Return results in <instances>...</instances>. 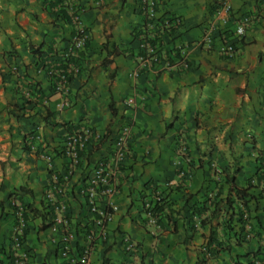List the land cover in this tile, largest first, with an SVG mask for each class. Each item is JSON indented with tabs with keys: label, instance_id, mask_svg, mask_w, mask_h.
I'll return each instance as SVG.
<instances>
[{
	"label": "crops",
	"instance_id": "0c3cea01",
	"mask_svg": "<svg viewBox=\"0 0 264 264\" xmlns=\"http://www.w3.org/2000/svg\"><path fill=\"white\" fill-rule=\"evenodd\" d=\"M219 1L154 0L158 23L166 16L177 22L161 37L164 63L133 80L147 28L138 0H0V264L12 258L19 208L28 264H70L61 250L66 230L75 259L91 247L89 264H232L264 250V0H231L217 21ZM77 27L86 38L78 71L59 89L38 67L62 63ZM227 42L235 53L226 52ZM134 94L143 105L126 106ZM65 98L70 105L62 107ZM127 116L131 153L118 190L106 197L97 189L91 197L99 208H113L102 227L81 190L107 162ZM81 126L93 135L66 174L64 138ZM33 136L49 162L30 151ZM52 174L66 192L51 202L45 195ZM233 174L235 185H252L245 208L230 192ZM43 204H52L53 218L37 216ZM127 240L137 247L132 253Z\"/></svg>",
	"mask_w": 264,
	"mask_h": 264
},
{
	"label": "built area",
	"instance_id": "2783aa9c",
	"mask_svg": "<svg viewBox=\"0 0 264 264\" xmlns=\"http://www.w3.org/2000/svg\"><path fill=\"white\" fill-rule=\"evenodd\" d=\"M139 9L142 12L143 17L145 18L147 28H144L143 33L139 36L140 42V55L137 58L136 68L130 71V77L133 80L142 74L143 71H148L152 69L154 65L164 63L165 54L162 51L161 37L164 34H167L172 27L176 25L177 19L172 16H166L164 19L158 23L154 17V0H138ZM231 8V0H220L216 5L215 9V20L223 21L228 15ZM79 19L77 14L73 19L75 26H78ZM247 24L246 19L240 22L236 28V34L241 36L244 33L245 25ZM159 25V28L156 26ZM215 23L212 22L204 39L210 40L211 31L215 28ZM146 29H151V33H146ZM86 43V38L79 27L76 28L75 34L72 37L70 44L68 46L66 54L62 57L63 61L60 64H52L50 62H44L41 66L38 67L39 72L45 73L54 85L59 89H67L68 84L75 77L77 73V68L75 66L76 60L79 57V51L84 48ZM225 50L227 53H235L234 45L232 42H227L225 44ZM144 98L140 97V100H136V94L126 97L124 104L128 107L143 105ZM70 105V100L68 98L63 99L62 107H67ZM132 126L133 119L131 116H127L123 123L120 125L117 134L114 138V149L111 155L108 157L106 163H101L92 173L90 178L86 183V188L81 190V194L86 196L89 199L91 205V211L95 213L97 217V222L104 227L106 222L111 217L113 208L111 206H106L104 208H99L91 197L97 193V189H100V193L106 197L113 195L118 190V180L117 176L120 173V170L125 162L127 156L131 153V138H132ZM93 135L92 129L89 126H81L79 128H71L67 131L64 138V146L62 152L69 157V163L66 168V174H70L78 160L79 155V146L82 145ZM36 136L29 139V148L30 151L34 153H39L46 161L51 160V155L46 154L43 151L39 150V147L36 145ZM182 144L181 152L184 153V145ZM264 167V162H263ZM66 190L56 174H52L51 183L49 185L48 191H46V198L52 202L54 195L63 196ZM56 202V201H55ZM48 205V204H47ZM49 206V210L52 207ZM53 209V208H51ZM146 214L149 217V222L155 224L157 220V213L154 211L152 204L146 203L145 205ZM23 208L16 210L15 215L17 217L16 223L14 224L11 234V251L12 258L10 259L9 264H28L29 260V251L26 249L24 244V230L25 224L23 220ZM251 233L246 235V239H251ZM73 238V233L66 230L63 233L61 239V250L62 257L70 264H89V256L91 254V247L87 246L83 252L75 259L73 257L69 243ZM126 251L132 253L136 250V245L130 243L127 240ZM254 264H264V255H258L255 259Z\"/></svg>",
	"mask_w": 264,
	"mask_h": 264
},
{
	"label": "trees",
	"instance_id": "16d2710c",
	"mask_svg": "<svg viewBox=\"0 0 264 264\" xmlns=\"http://www.w3.org/2000/svg\"><path fill=\"white\" fill-rule=\"evenodd\" d=\"M69 80H72V78L70 77ZM35 136L31 137L34 138ZM237 169H235L234 171H236ZM234 174L228 177V181L230 182L231 186H230V192L234 193V196L236 197V199H238L241 203V205L245 208V206L247 205V199L251 197L250 193L248 192V190L251 188V184L248 183L247 187H239L237 185L234 184ZM232 193V194H233ZM229 201V205L231 206L230 200ZM162 203V201H160ZM160 203V204H161ZM205 205H202V207L200 209H204ZM49 206L47 204H43V209L42 212L38 213L36 212L37 216H40L42 218V220H44L47 216L53 218L54 213H52V210L48 209ZM157 210L161 209L160 205H155L154 207ZM110 213H113V211H110ZM241 215H239V220H241L242 223H244L243 219V213H240ZM203 223V220L201 221ZM52 223V221H48V223H44L43 226H48ZM24 235H25V230H24ZM250 240V239H249ZM227 248H229L227 246ZM258 255H264V250L262 252H260L259 250L257 251H250L248 253H245L242 255L243 259H239L237 258L232 264H254L255 259L257 258Z\"/></svg>",
	"mask_w": 264,
	"mask_h": 264
}]
</instances>
